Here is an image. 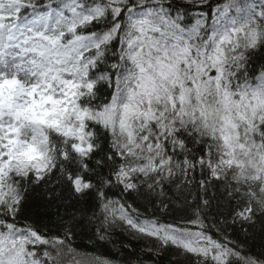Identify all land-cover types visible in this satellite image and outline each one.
Wrapping results in <instances>:
<instances>
[{
  "label": "snow or ice",
  "instance_id": "6c2138e0",
  "mask_svg": "<svg viewBox=\"0 0 264 264\" xmlns=\"http://www.w3.org/2000/svg\"><path fill=\"white\" fill-rule=\"evenodd\" d=\"M166 256L264 264V0H0V264Z\"/></svg>",
  "mask_w": 264,
  "mask_h": 264
},
{
  "label": "trees",
  "instance_id": "16d2710c",
  "mask_svg": "<svg viewBox=\"0 0 264 264\" xmlns=\"http://www.w3.org/2000/svg\"><path fill=\"white\" fill-rule=\"evenodd\" d=\"M141 211H144V208L141 207ZM172 217H166L165 220H170ZM116 239H118L119 241L123 242L124 244H131V248L129 249V251L136 249H142L146 247V241L144 240H134L131 237L128 236L127 232H121L120 230H117V234H116ZM77 246L82 250V251H87V252H92L94 251L93 248L91 247H85L86 245H90L91 241H89L87 238H83V239H78L76 241ZM96 253L99 255H103V256H107L111 259H118L120 256L124 255V252H122L119 248V245L113 246V245H107L104 247H98L97 249H95ZM253 251L255 252H259L260 248L259 246L255 247L253 249ZM162 264H168V259L167 256L165 257V259L162 261Z\"/></svg>",
  "mask_w": 264,
  "mask_h": 264
}]
</instances>
